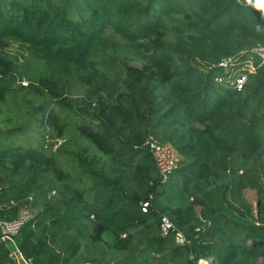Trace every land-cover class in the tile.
<instances>
[{
    "label": "trees",
    "instance_id": "trees-1",
    "mask_svg": "<svg viewBox=\"0 0 264 264\" xmlns=\"http://www.w3.org/2000/svg\"><path fill=\"white\" fill-rule=\"evenodd\" d=\"M13 39L49 75L21 85ZM258 47L264 0H0V220L23 207L34 213L14 239L21 256L30 264L264 260ZM232 59L233 69L221 66ZM47 135L72 150L45 149ZM150 139L181 157L166 180L144 146ZM188 172L204 179L189 186ZM247 190L258 194L257 214ZM163 217L189 244L163 232ZM11 251L0 237V264L14 263Z\"/></svg>",
    "mask_w": 264,
    "mask_h": 264
},
{
    "label": "built area",
    "instance_id": "built-area-1",
    "mask_svg": "<svg viewBox=\"0 0 264 264\" xmlns=\"http://www.w3.org/2000/svg\"><path fill=\"white\" fill-rule=\"evenodd\" d=\"M254 51L260 56L262 61L261 63L264 65V47H258ZM235 63V59L224 60L222 61L221 66L230 70L233 69ZM247 65L251 73L256 70V66L253 62ZM233 81L238 88H242V86L247 80L245 75H239ZM65 143V140H52L50 136L47 135L45 138L44 147L45 149L48 148L54 152H57L64 147ZM144 146L150 151L152 158H154L159 175L165 180L168 179V176L171 175L178 168L181 159L174 146L169 143H157L156 141L151 139L147 140ZM148 208L149 203H143V211L146 212ZM34 217V213L30 208L23 207L19 210L16 219H13L11 221L0 220V237L2 241H4L10 247L11 241H14L15 236H17L18 233L26 225L35 220ZM161 227L165 234H174L175 241L179 246H185L189 244L186 235L181 231L177 230L173 222L170 221L167 217L162 218ZM10 256H12L14 264H20L19 258L14 252L11 251ZM197 264H212V260L209 258H200Z\"/></svg>",
    "mask_w": 264,
    "mask_h": 264
},
{
    "label": "rangeland",
    "instance_id": "rangeland-1",
    "mask_svg": "<svg viewBox=\"0 0 264 264\" xmlns=\"http://www.w3.org/2000/svg\"><path fill=\"white\" fill-rule=\"evenodd\" d=\"M9 52L11 54L12 57V61L16 62L17 65H19V67H23V73H22V78H21V85L25 84L26 82L29 81H36L41 77L47 76L49 75V69L48 67H46L45 63L40 62L39 60H37L32 53L30 52L29 48L24 45L23 43L16 41V40H10V47H9ZM83 93V89H81V87H79L78 85L75 84H71V91H70V95L72 97H81ZM33 129V130H32ZM32 129L29 130V133L32 134V138L30 141L36 143L37 145L42 146L43 145V140H37V136H39V131L37 130V128L33 127ZM83 142L89 144L92 148H94V146L90 143V141L84 139L82 140ZM263 148H264V134H263ZM65 149L68 150H72V147L70 144H65ZM264 151V150H263ZM264 154V153H263ZM172 175L171 179L178 180L179 175ZM181 176L183 177L185 184H188L190 186V184H198L199 180H203L204 178H200V176H195L192 173H186V175L184 173L181 174ZM172 180V181H173ZM192 191V190H191ZM246 193V198L247 201L251 204L252 206V211L254 212V214H257V207H258V194L256 192H245ZM200 212V208L197 209V213Z\"/></svg>",
    "mask_w": 264,
    "mask_h": 264
},
{
    "label": "crops",
    "instance_id": "crops-1",
    "mask_svg": "<svg viewBox=\"0 0 264 264\" xmlns=\"http://www.w3.org/2000/svg\"><path fill=\"white\" fill-rule=\"evenodd\" d=\"M246 192V191H245ZM244 192V193H245ZM247 192H249V190H247ZM245 197H246V193H245ZM247 199V198H246ZM10 250H12V252H14L15 254H16V256H18V258H19V263L20 264H28L29 262H27L24 258H23V256H21V254L19 253V251H18V248H17V246H16V244H15V241H11V243H10ZM264 263V260L263 259H261L260 260V263L259 264H263ZM14 264V263H13Z\"/></svg>",
    "mask_w": 264,
    "mask_h": 264
}]
</instances>
